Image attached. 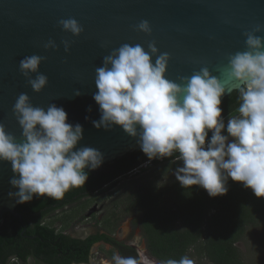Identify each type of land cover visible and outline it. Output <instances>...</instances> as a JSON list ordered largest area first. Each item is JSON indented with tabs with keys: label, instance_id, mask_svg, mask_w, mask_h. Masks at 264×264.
<instances>
[{
	"label": "clouds",
	"instance_id": "9594fccd",
	"mask_svg": "<svg viewBox=\"0 0 264 264\" xmlns=\"http://www.w3.org/2000/svg\"><path fill=\"white\" fill-rule=\"evenodd\" d=\"M58 23L74 36L83 32L74 18ZM135 30L152 33L147 20L135 25ZM261 31L264 28L257 26L244 33L246 51L228 56L227 65L218 69L223 79L203 67L190 77H179L180 84L168 80L170 55L159 53L155 42L148 44V51L139 44L113 49L95 70L93 99L100 119L92 121L93 126L105 131L119 126L128 136L138 138L149 161L178 154L175 160L182 166L175 170V177L184 189L199 186L216 197L227 193L231 179L264 198V36L256 35ZM62 43L68 52L70 42ZM43 47L56 50L58 46L49 39ZM44 59L32 55L19 63L20 73L37 93L48 84V77L39 73ZM232 91L238 92L239 105L225 124L221 98ZM81 94L77 89L73 95ZM12 111L23 139L18 143L0 123V161L12 166L14 175L9 182L18 191L9 196L16 197L17 203L29 202L34 196L61 200L71 189L85 185V168L96 170L102 165L103 154L98 149L77 147L83 127L67 123L62 107L54 103L47 110L34 107L29 96L21 93ZM112 260L114 264H153L145 256L118 253ZM160 264L194 261L185 255Z\"/></svg>",
	"mask_w": 264,
	"mask_h": 264
},
{
	"label": "water",
	"instance_id": "95a60500",
	"mask_svg": "<svg viewBox=\"0 0 264 264\" xmlns=\"http://www.w3.org/2000/svg\"><path fill=\"white\" fill-rule=\"evenodd\" d=\"M69 18L82 26L79 36L59 25ZM143 20L149 22L151 35L135 30ZM257 26L264 28V0H0V123L20 143L22 129L12 111L18 96L27 94L34 107L45 110L54 103L66 111L67 123L82 125L77 147L103 154L99 168L84 171L102 170L141 150L138 138L119 126L105 131L92 124L100 119L93 94L95 70L104 56L123 44H139L148 51V44L155 42L159 53L170 55L168 80L180 84L179 77L203 67L221 77L218 69L227 65L230 54L246 51L244 33ZM256 35L264 36V31ZM49 39L56 42V50L44 49ZM64 40L71 44L68 52ZM32 55L46 57L39 73L48 77V84L39 93L19 71L20 61ZM77 89L80 96L73 95ZM232 94L225 93L221 101ZM13 175L10 162L0 161V226L8 215L23 220L21 203L9 196L18 191L9 182Z\"/></svg>",
	"mask_w": 264,
	"mask_h": 264
},
{
	"label": "trees",
	"instance_id": "16d2710c",
	"mask_svg": "<svg viewBox=\"0 0 264 264\" xmlns=\"http://www.w3.org/2000/svg\"><path fill=\"white\" fill-rule=\"evenodd\" d=\"M238 105L236 91L221 103L224 120L236 113ZM175 155L149 161L139 150L88 173L85 185L71 189L61 200L34 196L21 204L18 212L23 220L8 215L0 226V264H30L32 258L34 264H88L95 243L123 247L108 234L81 240L67 233L77 218L75 213L85 204L83 199H96L122 179L125 182L106 203L108 217L101 227L109 233L122 221L135 218L150 254L159 262L186 255L194 264H207L202 260L242 264L238 244L258 218L264 219V198L231 179L227 193L216 197L199 186L184 189L175 177V170L182 166ZM67 207L73 208L69 211ZM52 215L62 216L61 229L47 223ZM121 247L118 249L123 251Z\"/></svg>",
	"mask_w": 264,
	"mask_h": 264
},
{
	"label": "rangeland",
	"instance_id": "374dc122",
	"mask_svg": "<svg viewBox=\"0 0 264 264\" xmlns=\"http://www.w3.org/2000/svg\"><path fill=\"white\" fill-rule=\"evenodd\" d=\"M236 114V113H235ZM233 114V115H235ZM228 120V119H227ZM225 120V124H227ZM125 182V179H122L116 182L110 187V189L103 193L99 198L93 197L90 200H84L85 204L83 208L79 209L75 215L76 219L72 220L71 226L68 228L67 233L75 238L86 237L90 234H94L100 229L104 224L103 217L107 212V204L111 195H114L121 185ZM108 215V214H107ZM90 218V219H89ZM62 216L52 215L46 221L51 223L52 227L56 229H61ZM54 222V223H53ZM116 240L120 243H124L134 249H124L123 251L114 248L111 244L100 243L93 248L91 264H114L112 257L114 254L118 253L121 256H145L150 260H154L156 263L160 264L159 261L154 259L150 254L146 240L143 235L142 228L135 221V218H128L122 221L118 229L114 232ZM128 248V247H127ZM238 248L241 252L242 264H264V219L258 218L254 225L248 228L247 233L243 240L238 244ZM129 252L128 254H125ZM195 260L199 261L195 257ZM31 264H34L35 261L31 260ZM202 263H207V261L202 260Z\"/></svg>",
	"mask_w": 264,
	"mask_h": 264
},
{
	"label": "flooded vegetation",
	"instance_id": "af4514ba",
	"mask_svg": "<svg viewBox=\"0 0 264 264\" xmlns=\"http://www.w3.org/2000/svg\"><path fill=\"white\" fill-rule=\"evenodd\" d=\"M98 197V196H97ZM83 200H90V198H85V199H83ZM72 208L73 207H67V209L66 210H72ZM64 210V209H63ZM63 210H61V211H63ZM60 211V212H61ZM107 212V211H106ZM108 217V215H107V213L103 216V217H101V219L103 220L104 218L106 219ZM90 219V218H89ZM98 233H101V234H108V236L110 237V238H112V240H116V238H114L115 237V235H114V233L113 234H111V233H109L108 232V230H105V229H100L99 231H97L96 233H94V234H90V235H88V236H86V237H80V238H75V237H73V238H75V239H81V240H86V239H88L89 237H91V236H94V235H96V234H98ZM117 241V240H116ZM100 243H104V244H111V243H106L105 241H101V242H98V243H95L93 246H92V248H91V251H90V257H92V252H93V248L97 245V244H100ZM118 243H120V242H118ZM120 244H122L123 245V247H121V246H118V245H116V244H111L114 248H122L123 250L125 249V248H127V250L129 249V251H130V249L132 248V247H130V246H128V245H126V244H124V243H120ZM132 249H134V248H132ZM129 252H126L125 254H128ZM130 254V253H129ZM31 260H33V261H35V263H36V260L35 259H31ZM30 260V261H31ZM29 261V263L31 264V262ZM92 263V261H91V258H90V261H89V263L88 264H91ZM40 264H41V262H40Z\"/></svg>",
	"mask_w": 264,
	"mask_h": 264
},
{
	"label": "bare ground",
	"instance_id": "6f19581e",
	"mask_svg": "<svg viewBox=\"0 0 264 264\" xmlns=\"http://www.w3.org/2000/svg\"><path fill=\"white\" fill-rule=\"evenodd\" d=\"M151 261H153V264H158V263H156L154 260H151Z\"/></svg>",
	"mask_w": 264,
	"mask_h": 264
}]
</instances>
